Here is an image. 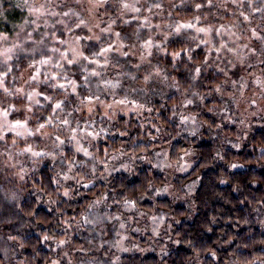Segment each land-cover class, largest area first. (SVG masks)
I'll list each match as a JSON object with an SVG mask.
<instances>
[{"label": "clouds", "instance_id": "9594fccd", "mask_svg": "<svg viewBox=\"0 0 264 264\" xmlns=\"http://www.w3.org/2000/svg\"><path fill=\"white\" fill-rule=\"evenodd\" d=\"M0 264H264V0H0Z\"/></svg>", "mask_w": 264, "mask_h": 264}]
</instances>
